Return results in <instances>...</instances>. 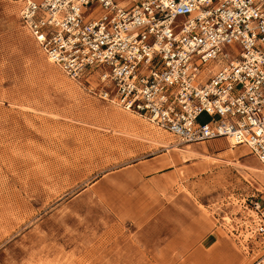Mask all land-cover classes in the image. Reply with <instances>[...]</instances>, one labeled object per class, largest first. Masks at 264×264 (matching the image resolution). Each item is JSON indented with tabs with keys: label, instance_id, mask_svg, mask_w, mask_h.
<instances>
[{
	"label": "rangeland",
	"instance_id": "374dc122",
	"mask_svg": "<svg viewBox=\"0 0 264 264\" xmlns=\"http://www.w3.org/2000/svg\"><path fill=\"white\" fill-rule=\"evenodd\" d=\"M22 2L0 0V264L260 262L264 165L250 148L181 142L102 98L97 71L70 78Z\"/></svg>",
	"mask_w": 264,
	"mask_h": 264
},
{
	"label": "built area",
	"instance_id": "2783aa9c",
	"mask_svg": "<svg viewBox=\"0 0 264 264\" xmlns=\"http://www.w3.org/2000/svg\"><path fill=\"white\" fill-rule=\"evenodd\" d=\"M20 18L67 76L97 71L102 98L181 142L231 137L264 165V0H23Z\"/></svg>",
	"mask_w": 264,
	"mask_h": 264
},
{
	"label": "bare ground",
	"instance_id": "6f19581e",
	"mask_svg": "<svg viewBox=\"0 0 264 264\" xmlns=\"http://www.w3.org/2000/svg\"><path fill=\"white\" fill-rule=\"evenodd\" d=\"M159 136V135H158ZM166 138H167V136H166ZM169 138V137H168ZM167 138V139H168ZM158 139H160V138H158ZM165 139V138H164ZM163 139V140H164ZM229 140H230V147H232V148H234V147H236L238 144L235 142V140L233 139V138H231V137H229L228 138ZM163 140H161L162 141V143L161 144H166L167 143V141H163ZM192 154V153H191ZM257 172H259V173H262V175L264 176V171L263 170H256ZM257 222H259V220L258 221H256V223ZM216 262V261H215ZM214 264H216V263H214Z\"/></svg>",
	"mask_w": 264,
	"mask_h": 264
},
{
	"label": "crops",
	"instance_id": "0c3cea01",
	"mask_svg": "<svg viewBox=\"0 0 264 264\" xmlns=\"http://www.w3.org/2000/svg\"><path fill=\"white\" fill-rule=\"evenodd\" d=\"M227 141L229 142V144H230V140L227 138Z\"/></svg>",
	"mask_w": 264,
	"mask_h": 264
}]
</instances>
